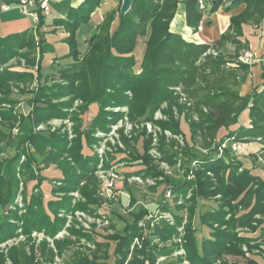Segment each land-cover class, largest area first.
Returning <instances> with one entry per match:
<instances>
[{
  "label": "trees",
  "instance_id": "1",
  "mask_svg": "<svg viewBox=\"0 0 264 264\" xmlns=\"http://www.w3.org/2000/svg\"><path fill=\"white\" fill-rule=\"evenodd\" d=\"M100 2L101 0H84L77 8L69 10V34L65 39L68 52L64 56L69 57L71 62L59 66L56 75L40 74L44 52L42 45L45 43L42 30L45 16H39L34 32L30 30L0 36V107L10 106L8 110L0 108V145L5 142L14 147L11 157L0 159V242L16 233L17 228L10 219L17 220L19 216L10 208L4 212V208L13 204L20 182L19 172L27 178L24 184L23 233L29 235L32 230H42L54 237L65 221L58 215L60 210L79 209L94 213L92 205H100L95 197L97 180L94 176L98 156L95 152L87 151L96 141L93 136L95 131H108L111 124L122 118V113L108 111L106 107L127 105L131 120L138 117L152 120L153 112L165 103L168 105L165 113L169 119L157 124L162 130H169L172 134L185 135L180 121L175 119L171 110L173 106L178 111L182 109L170 89L180 84L195 99L194 109L198 118L189 121L187 136L190 142L198 134L203 138H218L219 143L231 137L248 142L256 137H264V69L261 89L254 88L250 94L240 96L229 85H238L244 80L248 65L237 62L236 67L225 66L233 63L238 51L244 47L239 40L243 36L242 25L258 26L264 21V0H212L210 13L217 11L220 6L224 11H231L244 5L238 14L230 17L227 30L212 45L186 41L170 30L178 3L184 4L187 26L197 30L201 13L196 0H131V6L125 14L119 15L118 6L116 10L104 15L90 34L85 50L81 52L77 46L75 31L90 20L91 13ZM138 39H142V46L137 42ZM227 42L235 44L232 56L219 53V48ZM210 50H214L215 54L207 52ZM15 59L24 60L25 70L7 66ZM35 62L36 86L18 90L29 95L26 102L29 108L26 113L13 111L11 107L18 100L13 96L12 87L30 84L34 75L27 69L35 66ZM137 70L140 72L136 73ZM127 91L131 93L130 97L126 94ZM75 100L81 103L75 108L77 111L69 112ZM92 105H97V110L93 116H89ZM242 112H247V125L236 121ZM53 118H69L74 123L75 137L69 141L66 132L61 130H35L36 125ZM17 119L18 129L10 136L9 129ZM24 123L28 128L17 137ZM144 134L145 131H142L132 138L134 142L141 139L142 152L136 156L130 155L131 159H141L144 168L131 174L162 176L152 166L147 155L149 140L143 139ZM159 137V150L172 163L168 155L169 145L163 134ZM124 142L128 145L129 141L125 139ZM27 144L31 148L30 153L19 166V157ZM191 145L186 142L187 148L183 150L185 162L180 164L184 167L182 180L173 182L164 175L162 180L156 182L154 189L159 187L161 194L157 202L158 209L170 210V200L165 197L167 190L176 195L181 194L185 200L179 204L171 203L177 212H173L175 223L170 226L164 220H159L156 234L162 242L177 236V227L184 220L181 211L184 210L188 216L182 238L189 264H212L223 254L242 255L241 246L247 245L250 240L248 237L237 236L233 230L235 226L257 230V239L264 238V223L254 217L264 216V174L240 169V162L233 158L225 162L214 154L197 155L191 151ZM261 149L264 151V142L261 143ZM193 161H196L195 166L189 165ZM49 166L57 169L59 175L53 178L50 198L44 202L40 189L44 181L41 172ZM32 182L35 184L29 189ZM73 190H78L84 198L83 202L71 204L68 194ZM188 191L191 194L185 199ZM59 193L63 194L60 196ZM216 195L219 198L215 200V206L209 205L207 201ZM238 207L243 209L239 211ZM146 212V209L138 208L135 214H131L133 218L130 222H123L121 232L104 234L102 241L95 240L91 232L77 230L75 234L91 240L95 250L90 255L76 254L66 263L123 264L131 241L139 231L137 220ZM95 215L98 214L95 212ZM198 216L200 223L210 228V237L204 238L199 245L194 234V219ZM72 232L74 233V229ZM110 241L114 242L111 253L108 252ZM62 242L64 240L55 241L54 244L59 253L64 248ZM150 242L149 237L143 248L136 251L149 264H155L158 255H169L172 247L178 245L174 242V245L158 247ZM25 249L27 248L22 244L9 249L6 257L10 264H49L52 259L53 251L45 242L41 249L42 261L35 258L33 244L28 247L30 254ZM4 257L0 254V264H5ZM178 261L180 259L176 260ZM137 262L143 264L137 258L130 264ZM246 264L259 262L248 258Z\"/></svg>",
  "mask_w": 264,
  "mask_h": 264
},
{
  "label": "rangeland",
  "instance_id": "2",
  "mask_svg": "<svg viewBox=\"0 0 264 264\" xmlns=\"http://www.w3.org/2000/svg\"><path fill=\"white\" fill-rule=\"evenodd\" d=\"M96 23V19L92 18V22L86 26H81L78 28V49L81 47V52L85 50L83 43L89 40L88 29H91L92 24ZM55 37V36H54ZM52 35L45 39V52H43V59L41 63V73L44 75H56L58 67L62 66L63 63H68L66 59L69 57L63 56L66 50V45L62 44L61 37L57 34L54 38ZM141 46L143 45L142 39L137 41ZM66 50V51H65ZM209 53L215 54L214 50L207 51ZM205 52V53H207ZM38 49L35 50V59L37 61ZM11 60L7 66H11L16 70H25L24 60L16 61ZM237 61L240 63L239 59L234 60L233 63H227L226 67H236ZM20 62V64L18 63ZM236 62V63H235ZM30 70L34 77L30 84L24 86L20 85L17 87L14 85L13 96L18 100L17 104L14 107H11L13 111L26 113L29 106L27 105L28 94H23L18 92V90L27 88H34L36 86V62ZM140 70H137L136 73H139ZM242 74V72H241ZM240 84L233 85L230 84L229 87L239 92ZM173 92V95L177 98V103L182 106V109L178 111L176 106L171 108L172 115L181 123V128L185 135L183 134H172L169 130H162L157 122L166 121L169 119L165 109H167V104L163 103L160 108L153 112L152 120H144V118H135L133 120L129 117V110L127 105L119 107H106L108 111L120 112L122 113V118L119 119L116 123L109 126L108 131H95L93 136L95 142L92 144L91 149H88L87 152H95L98 156V164L96 165L94 176L97 180V187L95 190V197L99 200L100 205H92L94 208V213L73 209L70 211L60 210L58 215L65 219L63 227L55 234L54 237H50L42 230H32L31 233L25 234L22 232L23 226V215L25 214V195H24V184L27 181V178L19 172L20 182L17 186L15 196L13 198V204L7 205L4 208V212H7L8 209L16 211L19 216L18 219H10L13 222L14 226L17 228L14 236L8 238L4 242H0V254L5 256V264H10L9 259L6 257L8 250L22 245H25L27 254L29 252V245L33 244V254L36 259L42 261V243L45 242L47 247L53 251L52 259H50L49 264H67V261H71L73 257L78 254L79 256L90 255L92 251L95 250L94 243L86 239L81 235H76L77 230H82L85 232H91L92 237L95 240L102 241V235L104 234H113L116 232H121L124 227L125 221H131L132 215L135 214L138 208L146 209V214H144L139 220H137V227L139 229L138 234H136L130 244L129 251L126 258L123 261V264H130L134 259H139L143 261V264H149L142 254H136V251H139L143 248V244L150 237V243L152 245L160 246H169L174 242L178 245H172L171 253L169 255H158L155 264H160L162 262H169L168 264H189V261L186 257V250L183 247V235H184V226L187 222L188 213L186 211H181L183 214L184 220L177 227V236L173 237L171 240L162 242L159 236L156 234V226L158 225L159 220H164L170 226L174 225L175 221L173 212H176V209L172 207L171 203L179 204L183 203L182 195L172 193L168 191L170 195L168 196L165 193L166 200H170L168 204L170 210L168 209H158V201L161 194L159 193V187L154 189L156 182L162 180V177L165 175L168 179L173 182L181 181L183 178L184 167L180 164L185 162V157L183 156L184 151L186 150V142L191 145V151L197 155H216L217 158H222L227 162L230 158H233L236 161L240 162V169H249L256 174H264V151L261 149V143H256L255 139L251 142L242 141L243 147L239 153L234 154L231 148L228 146V143L223 141L219 143L218 138H203L201 135L194 137V141L190 142L188 140V124L190 120H197V113L195 111V99L191 98L188 94V91L182 85H176L170 87ZM260 90V89H257ZM128 97L131 96L129 91L126 92ZM79 100H75L73 103V108L69 109L75 110V108L80 105ZM9 105H2L0 108L8 110ZM203 111L206 109L202 108ZM97 110V105H92L89 111V116ZM91 118V117H89ZM242 125L248 124V115L247 112H242L236 120ZM19 120L17 119L16 123H13L9 129V135L13 136L18 129ZM74 123L69 119H58L53 118L47 122L40 123L35 126V130L39 132L61 130L66 132L68 140H72L75 137L73 131ZM28 128L26 123L23 124V127L20 128L17 137H20ZM6 130V129H5ZM145 131L144 138L149 140V147L147 149V155L150 157L152 166H154L156 171L161 172L162 176H147V175H134L131 174L133 171H139L144 168L142 165L141 159H131L130 155L136 156L142 152L141 148V139L139 138L136 142L133 141V137L137 134ZM163 134V137L166 143L169 145V157L170 161L164 158L163 154L159 150L160 148V135ZM129 141L128 145H125L124 140ZM229 139V138H228ZM226 145L222 146L223 143ZM257 145L254 149L252 144ZM29 144L24 145V152L19 157V166L24 163L27 159V154L30 153ZM184 150V151H183ZM33 151V150H32ZM138 151V152H137ZM14 152V147L8 146L7 143L3 142L0 145V159L11 157ZM34 152V151H33ZM35 154V153H34ZM168 157V158H169ZM196 161L191 162L189 165L195 166ZM33 167L35 165L33 164ZM19 168V167H18ZM41 175L44 177V181L40 185L41 192L43 193L44 202L50 198L49 194L51 193V186L53 184V178L59 175V171L54 169L53 166H49L41 172ZM113 175V176H112ZM212 174H210L211 176ZM108 178L111 180L112 187L110 188V193L105 194L103 188L107 187L106 184L103 186L102 177ZM132 177H138V180H133ZM189 178V177H187ZM32 184H29V189L32 187ZM166 191V192H167ZM63 193H59L61 196ZM190 191L185 195V199H188L190 196ZM71 197V204L75 205L78 202H83L84 198L80 195L78 190H73L68 194ZM219 198V195H216L209 199L207 202L209 205H214L215 200ZM176 199V200H175ZM215 206V205H214ZM151 209H149V208ZM242 207H238V210H242ZM96 214L98 215H95ZM177 213V212H176ZM170 215L171 220L168 221L164 216ZM256 220H260L264 223V216L256 215L254 216ZM227 218V217H226ZM238 226V225H237ZM234 227V233L237 236L248 237L249 243L243 244L241 246L242 255L237 254H223L218 259L213 261L212 264H246L248 258L255 259L259 264H264V238L257 239L259 231L250 229L248 227ZM195 231V240L198 245L204 238L210 237V228L202 225L200 223L199 216L194 219ZM74 229V233L72 232ZM61 253L55 247V241H63ZM251 247V248H249ZM114 248V242L110 241L108 246V252L111 253ZM177 259L180 261L176 262ZM134 264H140L139 262Z\"/></svg>",
  "mask_w": 264,
  "mask_h": 264
},
{
  "label": "crops",
  "instance_id": "3",
  "mask_svg": "<svg viewBox=\"0 0 264 264\" xmlns=\"http://www.w3.org/2000/svg\"><path fill=\"white\" fill-rule=\"evenodd\" d=\"M17 1L18 0H0V36L30 30L33 31L31 28V19H29L28 16L23 15L17 8L12 7L8 10L1 9L2 4L9 5ZM83 1L84 0H49L48 14L44 18V25L42 27L45 39L50 35L56 37L58 34L61 37L62 44L66 45L67 43L65 42V39L69 34L67 31L69 30L67 14L69 10L77 8ZM120 5L121 0H106V2L101 0L100 4L96 6L91 13L90 20L86 24L81 25L86 26L92 22V18L96 19V23L92 24L91 29L86 28L88 29V36H90L98 23L102 21L107 12L116 10L118 6L120 8ZM243 7L244 5H240L231 11H224V8L220 6L217 11L212 13L208 12L202 28L194 31L186 24L184 4L178 3L174 17L170 23V30L171 32L180 35L186 41H191L196 44L212 45L218 40V38H220L221 34L227 30L230 17L238 14ZM242 27L243 36L240 37L239 40L244 47L238 51V56L235 60H238L239 57L245 53H254L258 58V61L248 65L244 80L240 83L238 89L240 96L250 94L254 88L261 89L263 84L262 72L264 69V21L260 22L258 26L243 24ZM75 37L78 44V28L75 31ZM45 44L46 43L42 45L44 52ZM83 46H86V42L83 43ZM66 50L64 55L68 52V45H66ZM234 51L235 44L229 42L219 48V53L224 56H232L234 55ZM67 60L69 61L68 63L71 62V59H66V61ZM68 63H63L62 66ZM256 147L257 145H254L253 143L252 148L255 149Z\"/></svg>",
  "mask_w": 264,
  "mask_h": 264
},
{
  "label": "built area",
  "instance_id": "4",
  "mask_svg": "<svg viewBox=\"0 0 264 264\" xmlns=\"http://www.w3.org/2000/svg\"><path fill=\"white\" fill-rule=\"evenodd\" d=\"M48 1L49 0H18L17 2L13 4H2L1 9L2 10H8L12 7L17 8L23 15H26L31 19V28L33 32L37 28V24L39 22V16L43 15L46 16L48 14ZM105 1L106 0H102ZM196 5L198 8V11L201 13L200 20L198 22L197 30L201 29L205 18L212 6V0H196ZM240 63H244L246 65L252 64L253 62L258 61V58L254 55V53H245L242 56L239 57ZM17 131V130H16ZM228 143V146L231 148L232 152L234 154L239 153L242 149V143L238 140H235L234 137H231L229 139L224 140ZM255 141L258 143L264 142V137H256ZM223 143L222 146L226 145V143ZM113 176V175H112ZM133 180H138V177H132ZM103 186L106 184L107 187L103 188V192L105 194L110 193V188L112 187L111 180L108 178H105V176L102 177ZM166 194L169 196L170 193L167 191ZM168 221L171 220L170 215L164 216Z\"/></svg>",
  "mask_w": 264,
  "mask_h": 264
},
{
  "label": "water",
  "instance_id": "5",
  "mask_svg": "<svg viewBox=\"0 0 264 264\" xmlns=\"http://www.w3.org/2000/svg\"><path fill=\"white\" fill-rule=\"evenodd\" d=\"M131 6V0H121V5L119 8V15L125 14Z\"/></svg>",
  "mask_w": 264,
  "mask_h": 264
}]
</instances>
